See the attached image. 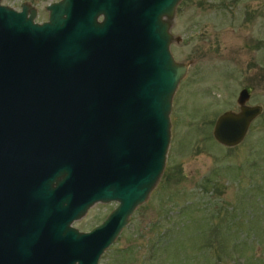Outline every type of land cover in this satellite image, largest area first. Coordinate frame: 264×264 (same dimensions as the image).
<instances>
[{
	"label": "water",
	"instance_id": "1",
	"mask_svg": "<svg viewBox=\"0 0 264 264\" xmlns=\"http://www.w3.org/2000/svg\"><path fill=\"white\" fill-rule=\"evenodd\" d=\"M177 2L53 0L41 21L0 2V264H97L145 200L187 68L169 48ZM249 95L215 116L218 143H239L262 110ZM109 201L89 229L72 224Z\"/></svg>",
	"mask_w": 264,
	"mask_h": 264
},
{
	"label": "rangeland",
	"instance_id": "2",
	"mask_svg": "<svg viewBox=\"0 0 264 264\" xmlns=\"http://www.w3.org/2000/svg\"><path fill=\"white\" fill-rule=\"evenodd\" d=\"M50 1L0 0L31 4L37 21ZM169 31L187 68L171 96L163 169L97 264H264V0H178ZM242 86L262 110L224 146L212 123L237 109ZM114 205L95 202L72 224L87 230Z\"/></svg>",
	"mask_w": 264,
	"mask_h": 264
},
{
	"label": "flooded vegetation",
	"instance_id": "3",
	"mask_svg": "<svg viewBox=\"0 0 264 264\" xmlns=\"http://www.w3.org/2000/svg\"><path fill=\"white\" fill-rule=\"evenodd\" d=\"M17 9V8H16Z\"/></svg>",
	"mask_w": 264,
	"mask_h": 264
}]
</instances>
